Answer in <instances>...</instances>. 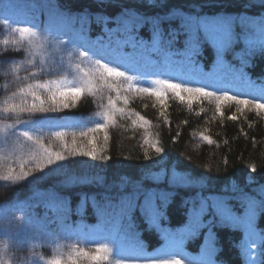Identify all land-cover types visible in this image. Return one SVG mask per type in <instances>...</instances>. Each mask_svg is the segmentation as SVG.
I'll use <instances>...</instances> for the list:
<instances>
[{
  "label": "trees",
  "instance_id": "16d2710c",
  "mask_svg": "<svg viewBox=\"0 0 264 264\" xmlns=\"http://www.w3.org/2000/svg\"><path fill=\"white\" fill-rule=\"evenodd\" d=\"M125 10L144 17L170 16L162 22L165 39L170 27L178 28V13L228 15L234 21L233 44L218 60L214 46L208 42L193 63L182 54V35L170 48L162 45L153 50L148 43L150 25L145 24L138 35L147 46L125 45L122 29H118L120 14ZM60 13L72 19L62 22L58 19ZM260 17H264L261 0H0V127L10 126L7 140L0 141V176L7 175L10 167L13 174L19 172L21 162L26 164V171L31 167L28 160L39 148L21 135L24 131L53 151L63 150L53 132L64 131L69 147L75 134L77 144L86 151L91 145L80 133L103 122L107 97L116 95L105 86L95 95L84 93L75 106L66 109L44 113L3 111L9 104L21 103L20 88L36 81L75 86L81 83L82 75L76 65L90 70L92 62L101 59L110 66H118L115 61L119 62L121 70L132 76L131 83L138 87H157L155 80L169 79L174 83L187 81L191 87L208 86L209 91L223 89L231 95H243L245 90L235 83L240 72L256 84L264 83V51L259 48L264 36L258 28L243 22ZM5 19L12 22L11 28L33 27L42 35L33 38L31 44L27 39L13 44L19 36L2 23ZM49 29L56 38L45 41ZM5 40L9 41L7 45ZM247 41L257 45L251 56L246 55ZM90 50L104 56H93L90 61L79 57L80 51ZM241 57L248 63L243 64ZM14 66H18L15 71ZM115 84L122 95L129 96L127 105L118 101L117 107L140 113L150 124L146 128L133 126L135 116L117 115L115 123L108 126L106 144L104 133H96L97 148L102 147L108 159L70 156L25 180H0V264H45L54 257L66 260L76 249L94 253L96 243L103 242L118 252L126 248L122 233L116 230V210L106 205H116L121 192L132 191L137 183L143 188H167L166 178L159 183L150 178L162 169L169 176L175 170L202 178L204 185L170 189L174 195L166 219L160 223L162 228L172 230L187 223L188 209L200 196L211 203L228 201L235 211L242 208L241 191L254 194L264 186V111L245 109L241 113L235 103L226 102L222 106L224 115L220 116L214 100L194 102L189 109L186 102L170 93L162 107L154 96L128 92V82L117 80ZM23 98L32 102L31 96ZM233 114L238 117L235 121L229 119ZM200 133L210 136L214 143L202 140ZM146 135L164 149L162 154L157 155L144 143ZM81 194H88V199L82 201ZM65 200L67 211L61 207ZM21 217L22 221L18 219ZM245 219L241 215L240 223H222L209 215L206 224L211 223L184 241L178 257L164 255V238L155 228L149 229L139 211L134 214L131 231L140 233L147 257L201 264L209 243L214 242L217 264H264V213L256 215L250 228L244 226ZM118 258L124 259V264H146L143 258L132 261L123 256L112 257L113 264ZM80 264L89 261L81 258Z\"/></svg>",
  "mask_w": 264,
  "mask_h": 264
},
{
  "label": "snow or ice",
  "instance_id": "6c2138e0",
  "mask_svg": "<svg viewBox=\"0 0 264 264\" xmlns=\"http://www.w3.org/2000/svg\"><path fill=\"white\" fill-rule=\"evenodd\" d=\"M261 4L264 5V0H261ZM84 19L83 16L80 17ZM170 16H155L144 17L137 15L129 10H125L120 14V20L118 29H122L120 33L125 37L123 43L125 45L131 44L136 46H147L143 38L139 37L138 31L145 24L150 25L151 40L148 42L151 44L153 50L159 49L162 45L171 47L174 45L178 38L183 36L182 54L190 61L194 63L193 58L200 54L201 48L204 44L210 42L215 50L218 60H222L226 53L229 51L233 44V31L232 24L233 18L228 15H217L214 17H208L199 14H183L178 13L177 17L180 21L178 28H169L168 38L165 39V33L162 28V22L170 19ZM58 19L67 23L72 17L64 16L63 13L58 15ZM247 26L258 28L262 36H264V17L259 19L243 21ZM2 23L11 29V32L18 34L19 40H13V44H17L21 41L28 40L31 44L32 39H39L41 33L33 27H18L11 28L12 22L8 19L2 21ZM45 41L55 40L56 34L52 29L48 30L46 36L43 37ZM9 41L5 40L4 44L7 45ZM83 44V42H82ZM257 47L255 43H249L246 49V55L251 56L253 50ZM261 51H264V41L259 44ZM83 60L90 61L91 57L104 54H98L96 51H80L78 53ZM242 63L247 64L248 61L244 57H241ZM29 63H32L29 60ZM94 67L90 70L81 68L79 64L76 68L82 73L81 83L75 86H67L64 82L59 81H47L41 83L36 81L34 84H29L24 88H20L19 91L23 94V97L31 96L32 102L29 104L25 98L22 97L20 104H9L3 109L5 112L11 113H44L48 111H57L61 108H69L75 106L77 101L84 93L95 95L97 92H102L106 86L110 91H115L116 95L113 97L109 95L107 97V105L105 111L102 113L103 122L96 123L94 128H88L86 131L80 133L81 137H87L88 145H91L86 151L83 150L76 141L75 134H73V140L71 147L65 140L66 133L64 131H55L52 135L63 144L62 151H53L48 147H45L40 139L34 138L33 135L24 131L21 135L29 141H33L38 146L39 151L32 155L28 163L31 167L25 170L26 164L20 163L19 172L14 173V169L11 167L8 169V174L0 176V180L4 181H21L32 176L34 172H41L49 166H58V162L66 160L70 156H87L91 159H108L103 155L104 149L97 148L98 137L96 133L103 132V141L106 144L108 142V126L114 124L117 115L120 116H135L132 119L133 126L139 125L142 128H146L150 124L143 115L137 112L128 110L125 108L117 107V102L122 101L123 104L129 103V96L127 94H121L120 89L116 86L115 81L121 80L129 83L127 89L128 92L146 93L154 96L158 103L163 107L166 104V98L170 93L181 102H186L188 108L191 109L194 102L201 100H214L216 106V112L220 116L224 115L222 106L226 102L235 103L237 105V111L243 112L245 109L254 110L257 113L264 111V83L256 84L251 81L247 75L240 72L235 77V83L238 87L243 88V95H231L227 90L209 91L208 86L203 87H191L189 82L174 83L169 79H157L154 84L157 87H138L131 83L133 77L128 75L126 71H122L120 63L115 61L118 66H110L109 63H102L101 59L94 60ZM14 66L13 70L15 71ZM43 71V69H41ZM35 75V73H33ZM44 93L45 95H42ZM15 96L16 94L13 93ZM251 95L252 98L248 99L247 96ZM47 105V106H46ZM161 115H164L163 112ZM167 122V116H164ZM230 120H237L238 117L233 114L229 117ZM17 123H20L17 120ZM200 138L209 144L214 143L210 136L200 133ZM144 143L149 145L157 155L164 152V149L158 146V142L150 141L146 135ZM65 152L67 155H65ZM145 155H147V149H145ZM252 171H255V166H252ZM150 178L159 183L163 179H167V188H143L142 185L137 183L132 191L121 192L119 201L116 205L109 203L106 207L114 208L117 218L116 230L122 233L121 240L125 242L126 248H122L119 252L114 250L108 242L96 243L95 252H88L83 249H76L74 254L69 255L66 260L63 257H54L45 262V264H80L81 258L89 261V264H113L112 257L123 256L126 259L132 261H139L145 259L146 264H182V261L176 258L173 259H157L155 257H147L146 250L143 247V242L139 240L140 233H133L131 229L134 227V214L139 213L144 217L145 223L148 224L149 229L155 228L166 242L167 251L164 255L171 257H178L183 249L184 241L198 234L199 230L204 227H208L211 221L206 224V219L211 215L214 219H218L222 223H240V216L246 217L244 226L250 228L253 219L258 213H264V186L255 191L254 194L246 192L239 193V199L242 204V208L239 210H232L229 207V202L223 199L214 203L208 201L207 197L200 196L198 200L192 201V206L187 212V223L183 225L181 229L172 230L161 227V221L166 219L167 206L171 203V197L174 195L170 189L177 187H190L202 188L204 185L201 183L202 178L193 177L188 174H180L175 170L172 171L169 176L165 170H161V173L151 175ZM235 191V190H234ZM88 194H81V200L86 201ZM61 207L67 211V200L63 201ZM21 221L23 218H18ZM208 239L211 240V231L209 229ZM131 241H134L132 243ZM252 248L255 244L251 245ZM217 254L216 246L214 242H210L204 259L201 264H217L215 259ZM251 256V251L247 253ZM42 259V258H40ZM114 264H124V259H115Z\"/></svg>",
  "mask_w": 264,
  "mask_h": 264
},
{
  "label": "rangeland",
  "instance_id": "374dc122",
  "mask_svg": "<svg viewBox=\"0 0 264 264\" xmlns=\"http://www.w3.org/2000/svg\"><path fill=\"white\" fill-rule=\"evenodd\" d=\"M247 44L251 43L249 41L246 42ZM10 126L4 125L0 127V141L5 142L7 140V134L9 132ZM193 259V257H191Z\"/></svg>",
  "mask_w": 264,
  "mask_h": 264
}]
</instances>
